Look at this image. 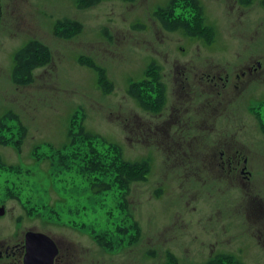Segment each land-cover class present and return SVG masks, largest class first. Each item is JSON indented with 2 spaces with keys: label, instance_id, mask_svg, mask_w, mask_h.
<instances>
[{
  "label": "rangeland",
  "instance_id": "1",
  "mask_svg": "<svg viewBox=\"0 0 264 264\" xmlns=\"http://www.w3.org/2000/svg\"><path fill=\"white\" fill-rule=\"evenodd\" d=\"M82 1L0 0V238L44 232L60 247L56 264H264L263 241L253 236L264 221V73L231 89L219 117L201 111L204 144L183 149L192 160L166 142L164 129L187 92L179 71L235 78L242 64H264V0ZM66 17L80 23L69 37L56 31ZM33 40L50 60L17 83L15 53ZM138 83L149 110L130 94ZM190 90L193 104L212 97ZM86 134L99 138L90 143ZM224 136L248 159L237 177L202 160ZM93 151L108 173L81 172ZM123 168L144 179L125 190L116 179ZM103 182L111 189L98 193Z\"/></svg>",
  "mask_w": 264,
  "mask_h": 264
},
{
  "label": "flooded vegetation",
  "instance_id": "2",
  "mask_svg": "<svg viewBox=\"0 0 264 264\" xmlns=\"http://www.w3.org/2000/svg\"><path fill=\"white\" fill-rule=\"evenodd\" d=\"M174 63L177 65L175 66L176 70H180L179 62L177 61ZM237 69L239 72L235 74V78L230 77L228 74L223 76L221 74H212L211 72L202 71L200 77L196 79L194 78L198 75L196 72L190 75L187 74L186 71H179L180 79H178V85L187 92L180 98L173 111L164 120V129L166 142L173 145L174 150L180 151L182 158L186 157L192 160L194 157V155L183 150L185 145H190L195 142H198L197 144H204L205 138L198 136L200 130L207 127L204 119L201 117V111L207 110L208 108L210 114L207 113V116L210 119L219 117L227 108L226 105L230 103V100L227 101L229 91L233 88L240 89L243 87L242 89H244L248 83L254 79V77H252L253 75L264 73V64L260 59H257L251 64H242ZM190 76H193V78H190ZM193 87H200L208 91H200L202 95L205 93H212V97L200 104H193V99L196 98V94H192L190 90ZM212 111H214L215 114L218 112V115H213ZM159 129L158 126L152 129L155 136L159 134ZM22 137L23 133L16 140L15 144H21ZM219 141L218 144L221 145L218 149L219 152L212 155L207 154L206 159L202 157V160H207L208 164L216 166V168L220 167L224 169V171L228 173V176L236 175L237 177L239 172H246L248 159L246 157L242 158L240 153L235 151L234 138L224 136ZM242 164L244 166H242ZM0 207L5 208L4 206ZM256 224L259 225V223ZM260 230L261 232L258 235L253 236L263 241L262 246L264 247V221ZM27 232L23 235V239H16V242H11L7 238H0V264H25L24 257L27 251ZM58 248L59 252L54 264L58 262L60 257L61 250L59 245Z\"/></svg>",
  "mask_w": 264,
  "mask_h": 264
},
{
  "label": "trees",
  "instance_id": "3",
  "mask_svg": "<svg viewBox=\"0 0 264 264\" xmlns=\"http://www.w3.org/2000/svg\"><path fill=\"white\" fill-rule=\"evenodd\" d=\"M102 0H83L82 2L79 3L81 7H86L90 6L93 4H97L101 2ZM193 2L197 3L198 0H193ZM250 2V1H249ZM264 2V1H263ZM164 25L166 28L175 30L178 28V23L175 24V26L170 25L166 20L164 21ZM182 26H185V24H182ZM80 30V23L77 20L70 19L68 17L59 19L56 21V31L59 33V35L69 37L72 36V34L79 32ZM50 60V50L47 46L42 44L41 42L37 40H33L28 42L26 45H24L22 48H20L18 51L15 53V67L13 71V76L14 79L17 83H24L27 81H30L32 79V71L35 70L38 67H42L46 65ZM95 67L98 71H100L99 78H100V84L102 85L104 91L110 92V90L113 88L112 84L109 82L108 77L106 76L105 72L103 73V69H100L96 67L95 65H92ZM139 85L140 83L136 84L134 88L130 90V94L136 98L141 106L144 109H150V106L141 98V90ZM161 87H159V82H158V88L160 89V96L157 98L156 102H160V104L163 103L164 101V93L165 88L163 84H160ZM149 91L150 93L156 92V86L153 84L149 85ZM161 100V101H160ZM151 105V104H150ZM86 137H83L84 139L90 141V143L96 141L99 136H94L92 134H86ZM98 144L106 146V143H104V140L100 138V141L97 142ZM110 148V146H109ZM117 151L118 147H117ZM69 152V150H68ZM74 152V149L72 147V153ZM93 155L90 157V159L87 160L86 165L82 166L81 172L85 173H90V174H97L101 175L102 173H108L107 169H110V167L104 163V160H102V153H100L99 157L95 154L96 151L91 152ZM123 163L122 166H124ZM129 164L130 168H138L139 170H144L145 166L143 163H127L126 165ZM114 168L117 173H119L118 167H115L114 164L111 166ZM122 174L119 176L117 175V180L119 184L125 189L128 190L130 187V183L134 180H142L144 177L142 174L140 176L136 177H126L124 168L121 170ZM97 185V184H96ZM111 184H108L106 182H103L102 184H99V189H97V192L100 193L101 191L104 190H109L111 189ZM105 244L104 246H108L109 244L104 240ZM103 243V242H102Z\"/></svg>",
  "mask_w": 264,
  "mask_h": 264
},
{
  "label": "water",
  "instance_id": "4",
  "mask_svg": "<svg viewBox=\"0 0 264 264\" xmlns=\"http://www.w3.org/2000/svg\"><path fill=\"white\" fill-rule=\"evenodd\" d=\"M4 208L0 207V214ZM27 251L25 264H54L59 248L55 240L48 234L31 230L26 234Z\"/></svg>",
  "mask_w": 264,
  "mask_h": 264
}]
</instances>
